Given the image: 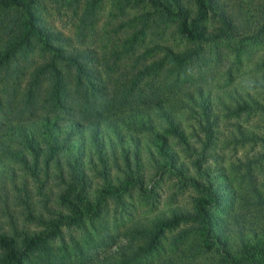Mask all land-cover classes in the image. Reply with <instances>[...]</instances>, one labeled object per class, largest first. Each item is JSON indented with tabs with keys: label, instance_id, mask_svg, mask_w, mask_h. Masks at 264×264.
I'll return each mask as SVG.
<instances>
[{
	"label": "trees",
	"instance_id": "trees-1",
	"mask_svg": "<svg viewBox=\"0 0 264 264\" xmlns=\"http://www.w3.org/2000/svg\"><path fill=\"white\" fill-rule=\"evenodd\" d=\"M146 1L156 18L192 41L218 38L207 31L212 18L224 25L220 33L241 34L220 0H187L192 8L186 0ZM37 2L0 0L26 13L13 28L15 36L0 40V72L8 83V89L0 90V263L20 264L35 252L47 263H59L53 241L62 227L84 226L100 217L109 197L124 204L123 195L135 185L144 186L146 158L153 169L174 173L200 194L192 197L191 207L174 204L152 218L137 217L126 226L123 250L85 264H264V182L262 187L252 182L245 192L232 181L211 180L212 168L204 164L221 156L217 104L235 115L254 107L263 110L264 103L250 91L241 94L229 87L213 92L212 79L192 81L190 73L182 81L187 71L179 68L200 58L192 46H164L163 63L174 72L171 87L176 85L165 98L168 102L158 98L157 90L137 99L140 74L113 90L106 72L93 64V48L59 45L65 39L39 22L32 8ZM89 13L84 10L79 24ZM34 51L41 55L20 86L17 57ZM61 64L73 71L72 82ZM250 82L264 91V71L253 74ZM183 111L193 115L190 130ZM232 125L237 141L264 142L260 132ZM262 157L260 152L255 159ZM7 184L13 191L11 202ZM230 202L234 204L228 209ZM164 240L170 244L167 252Z\"/></svg>",
	"mask_w": 264,
	"mask_h": 264
},
{
	"label": "rangeland",
	"instance_id": "rangeland-1",
	"mask_svg": "<svg viewBox=\"0 0 264 264\" xmlns=\"http://www.w3.org/2000/svg\"><path fill=\"white\" fill-rule=\"evenodd\" d=\"M186 2L192 8L193 2L187 0ZM220 2L231 14L234 23L239 26L241 32L239 36L220 33L225 30L224 25L212 18L206 22L207 31L209 35L219 34L218 38L192 41L177 32L170 22L156 18L157 15L153 12L155 8L146 0H38L32 8L45 28L55 31L65 39L59 45L67 46L71 43L75 47H80L83 44L93 48L97 57L93 64L106 72V80L113 90L123 85L126 87L140 74L139 76L143 78L139 81L135 97L137 99L149 97L152 91L157 90L160 94L158 98L168 102L165 98L172 94V89L176 85L171 87L174 72L163 63L167 62L163 57L164 46L173 49L192 46L199 49L200 58L187 63V70L179 68L187 71L182 75V81L186 80L188 78L186 75L190 73L192 81L212 79L211 81L215 82L213 92L221 93L229 87L241 94L250 91L264 103L263 88L251 86L250 82L253 74L264 71V28L260 30L264 24V0ZM86 9L90 11L91 17L87 15L82 24L81 21L79 24L80 17ZM25 16L24 11L0 3V40L2 37L9 39L15 36L13 28ZM129 45L130 50L125 51L124 48ZM26 54H19L16 60L20 86L23 85L25 75L31 70L32 62L41 55L39 51L28 53L29 57H26ZM160 57L162 61L155 63ZM61 66L66 78L72 82L73 71L64 64ZM4 76L5 73L0 72V90L3 91L8 89ZM71 86L73 87L72 84ZM225 98L228 101L230 99L228 96ZM217 107L221 109L217 133V146L221 156L204 162L212 168L211 174L214 177L211 180L232 181L233 185L245 192L252 182L262 187L264 157L257 160L255 158L260 152L264 154V142L259 140L239 142L231 131L235 130L232 124L239 123L264 136V109L254 107L230 115L219 103ZM181 116L187 130H190V125L194 124L193 115L191 112L183 111ZM183 158L188 161L186 156ZM144 168L143 188L135 185L129 193L123 195L124 204H117L109 197L105 203L106 211L100 217L87 220L84 226L62 227L61 235L53 241L61 256L57 264H85L111 252L116 254V250L120 247L123 250L126 245V226L137 217H143L144 220L152 218L174 204L191 207L192 197L200 194L190 182H181L174 173L156 171L146 158ZM16 169L22 177L24 173L18 165ZM188 169L193 171L190 164ZM224 171L227 174L226 179L222 176ZM7 186L11 202L13 191L9 184ZM228 204L227 207L230 209L234 203ZM235 204L239 206L241 202L237 199ZM13 208L18 210L19 206L15 205ZM29 225L38 227L34 223ZM176 230L177 228L167 230L166 236H171ZM163 243L166 252L169 251L170 244L167 240ZM36 254L28 253L27 258L20 264H50Z\"/></svg>",
	"mask_w": 264,
	"mask_h": 264
}]
</instances>
